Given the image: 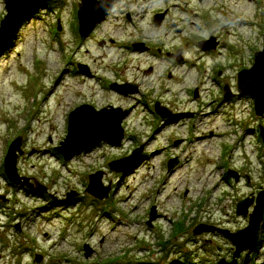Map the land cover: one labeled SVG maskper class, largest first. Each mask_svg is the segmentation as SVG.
<instances>
[{"label":"rangeland","instance_id":"374dc122","mask_svg":"<svg viewBox=\"0 0 264 264\" xmlns=\"http://www.w3.org/2000/svg\"><path fill=\"white\" fill-rule=\"evenodd\" d=\"M80 3L39 6L0 53V264H264V223L256 249L235 259L222 235L194 234L245 229L237 205L264 196V116L236 93L237 73L264 48V0H126L84 41ZM200 41L215 50L202 53ZM179 49L184 65L166 59ZM112 82L136 92L119 95ZM83 105L130 111L122 145L64 160L56 149ZM17 139L16 173L31 193L3 172ZM135 156L125 173L109 168ZM98 173L104 199L86 192Z\"/></svg>","mask_w":264,"mask_h":264},{"label":"water","instance_id":"95a60500","mask_svg":"<svg viewBox=\"0 0 264 264\" xmlns=\"http://www.w3.org/2000/svg\"><path fill=\"white\" fill-rule=\"evenodd\" d=\"M56 0H4L6 16L0 23V53L5 49L7 44L14 38L17 28L22 24L27 15L38 9L39 6ZM120 0H81L78 7V34L81 40H85L101 23L113 5ZM163 16H156L154 24L158 27ZM201 47H207L201 44ZM209 48V47H208ZM136 49H141L137 46ZM82 72L85 70L79 67ZM147 72L146 75H149ZM114 90L123 95L133 94L136 92L134 87L113 86ZM236 90L239 97H249L253 100L254 110L257 117L264 116V49L262 52L255 54L254 64L250 70H244L237 75ZM228 90H225V98ZM156 113L162 118L169 117L167 113L158 105L155 108ZM129 116V112L121 109H103L95 111L89 106H81L74 110L68 117V130L65 140L60 144L56 151L61 154L64 160H69L81 152H90L94 147L101 143L108 144L112 147H120L124 138L122 123ZM262 135H264L262 133ZM17 154H21L20 140L13 142L8 150L4 161V171L9 181L15 185L26 186L33 190L28 184L29 180L21 179L16 173ZM137 157L124 160L128 163L124 167H118L121 162H114L109 168L115 172H127L129 165L136 162ZM101 174H95L89 177L87 193L104 199L107 198L109 188H103V194L98 193L100 188ZM25 182V183H22ZM254 204L253 199L241 202L237 207V215L247 216L248 208ZM264 196L261 195L256 200L253 213L249 216V225L243 231L236 234L221 232L228 238L236 248L234 257L236 258L242 251L251 249L256 241L257 232L263 220ZM153 213V212H152ZM153 218V217H152ZM214 232L210 228H200L195 234ZM40 257L36 258L40 262ZM225 264V263H220Z\"/></svg>","mask_w":264,"mask_h":264},{"label":"flooded vegetation","instance_id":"af4514ba","mask_svg":"<svg viewBox=\"0 0 264 264\" xmlns=\"http://www.w3.org/2000/svg\"><path fill=\"white\" fill-rule=\"evenodd\" d=\"M125 1H126V0H121V1H119V2H117V3H115V5H114V7H113V10L115 9L116 5H117V6H118V5H121V4L124 3ZM113 10H112V11H113ZM126 20H127L128 22L131 21V15H130V14H126ZM161 22H162V21H161ZM205 53H209V51H207V52H205ZM166 55H167V54H166ZM168 55H169V54H168ZM168 59H169V61L172 62L173 64L179 65V64H177V63L175 62L174 59H172V58H170V57H168ZM186 63H187V62L183 60V62L180 63V65H184V64H186ZM166 122H168V121H166Z\"/></svg>","mask_w":264,"mask_h":264},{"label":"bare ground","instance_id":"6f19581e","mask_svg":"<svg viewBox=\"0 0 264 264\" xmlns=\"http://www.w3.org/2000/svg\"><path fill=\"white\" fill-rule=\"evenodd\" d=\"M263 1V0H262ZM262 6V5H261ZM259 15H260V18L258 19V21H260V22H262L263 21V12L262 11H259ZM257 18H258V16H257ZM253 22V21H252ZM250 24H252V23H250V21H248V22H244L243 23V26L244 27H246V26H248V25H250ZM242 31V30H241ZM15 95V94H14ZM15 96H18V95H15ZM12 118H14L15 119V121L17 122V121H19V118H20V116H15V117H12ZM0 123H3L1 120H0ZM38 126L40 127V125L38 124Z\"/></svg>","mask_w":264,"mask_h":264}]
</instances>
